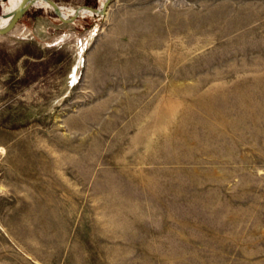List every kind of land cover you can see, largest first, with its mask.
Segmentation results:
<instances>
[{"label": "rangeland", "instance_id": "374dc122", "mask_svg": "<svg viewBox=\"0 0 264 264\" xmlns=\"http://www.w3.org/2000/svg\"><path fill=\"white\" fill-rule=\"evenodd\" d=\"M28 9L0 35V264H264V0Z\"/></svg>", "mask_w": 264, "mask_h": 264}, {"label": "water", "instance_id": "95a60500", "mask_svg": "<svg viewBox=\"0 0 264 264\" xmlns=\"http://www.w3.org/2000/svg\"><path fill=\"white\" fill-rule=\"evenodd\" d=\"M26 1L27 0H20L19 1L16 9L14 10V16H13L11 22L9 23V25L4 27V28H0V35L7 34L16 27V25L21 20L24 12L30 6L26 3ZM47 1L51 4L55 13L58 15L59 19L62 22H67V23L68 22H74L76 20L77 16H79V10H81V9L91 10V11H93L99 15L105 14L108 5L111 2V0H104L100 5H98L96 7H91V6H87V5L78 6V7H76V11L73 14H71L69 17H63L61 15V13L59 12V5H57L53 0H47Z\"/></svg>", "mask_w": 264, "mask_h": 264}, {"label": "bare ground", "instance_id": "6f19581e", "mask_svg": "<svg viewBox=\"0 0 264 264\" xmlns=\"http://www.w3.org/2000/svg\"><path fill=\"white\" fill-rule=\"evenodd\" d=\"M19 1L20 0H8L9 5H7V6L5 5L4 6V13L3 14H0V28H4V27H6V26L9 25V23L11 22V20H12V18L14 16V10L16 9ZM103 1L104 0H102L101 3ZM26 3L28 5H30V6H39V7H50V8H53L51 6V4L47 0H27ZM75 11H76V8L75 7L59 6V12L62 13V14H65V15H71ZM79 14L81 16H84V15H99V14H97V13L91 11V10H88V9H81V10H79Z\"/></svg>", "mask_w": 264, "mask_h": 264}, {"label": "trees", "instance_id": "16d2710c", "mask_svg": "<svg viewBox=\"0 0 264 264\" xmlns=\"http://www.w3.org/2000/svg\"><path fill=\"white\" fill-rule=\"evenodd\" d=\"M86 3V5L87 6H91V7H95L96 6V4H95V2L94 1H88V2H85ZM28 10L29 9H27L25 12H24V14H23V16L28 12Z\"/></svg>", "mask_w": 264, "mask_h": 264}]
</instances>
